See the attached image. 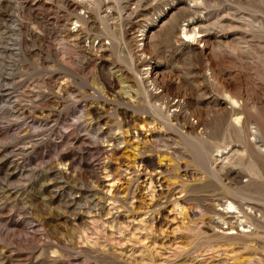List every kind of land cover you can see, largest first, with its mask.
I'll use <instances>...</instances> for the list:
<instances>
[{"label": "rangeland", "instance_id": "rangeland-1", "mask_svg": "<svg viewBox=\"0 0 264 264\" xmlns=\"http://www.w3.org/2000/svg\"><path fill=\"white\" fill-rule=\"evenodd\" d=\"M176 1L0 0V264H264V178L242 184L245 164L220 171L226 153L242 159L246 139L254 150L260 144L264 29L242 21L253 48L214 62L217 76L247 96L246 112L227 126L226 110L236 105L223 84L155 24ZM226 1L238 7L219 4ZM243 1L246 14L264 18L262 0ZM189 17L177 14L176 37ZM143 29L159 31L145 52ZM143 58L181 77L184 112L220 114L184 135L149 123L131 85L130 70L141 71ZM186 137L203 139L207 160ZM162 138L177 143L155 146ZM227 201L236 208L221 212ZM244 202L254 206L251 218L238 209Z\"/></svg>", "mask_w": 264, "mask_h": 264}, {"label": "bare ground", "instance_id": "bare-ground-1", "mask_svg": "<svg viewBox=\"0 0 264 264\" xmlns=\"http://www.w3.org/2000/svg\"><path fill=\"white\" fill-rule=\"evenodd\" d=\"M170 1H173V0H170ZM188 1L192 4H185L184 2H180V0H177L175 2V4L170 5V7L167 11V13H168L167 20L161 24H159L158 22H155V24L158 27L160 34L163 35L166 42L169 43L171 41L169 43L170 46H172L174 48H179L180 46L187 48V52L185 50L186 53H184V54L187 56H191L192 58L196 59L197 61L198 60H200V62H201V60L205 61L206 62V70L208 71V75H206V76L211 77L212 79H217L223 84V91L228 95V97L236 105V106L231 105L230 108H228V110H226V112L228 113V116H229L226 125L227 126H233V123H237L239 121L238 114H243L246 112L245 108H246L247 102H248L246 99L247 96L245 97L243 94H241L237 90L236 82L232 78L226 79V78H219L217 76V74L215 73L216 71H214V70H216L214 68L215 67L214 62H217L216 60L224 62L225 58L228 60L234 59V57L236 58L237 55L238 56L242 55L244 52H247L250 49H252L253 45H251L250 42L247 41L248 39L246 40V37H245L248 29L245 27H243V29H241V27L243 26L242 21H245L247 23V24H245L246 27L252 21H256L258 23V27H260L261 29H264V18L260 17V18L254 19L252 17V15L246 14L247 13L246 8L243 5H240L241 3L244 2L243 0H233L232 2H235L236 6H238L236 8L234 7L233 9H230L227 7L228 5H232L229 2L227 3V1H226V4H219V3L223 2V0H188ZM211 2L214 4L213 6H216V7L211 8V12L212 11L214 12V18H211L212 17L211 12H207L205 10L199 11L197 8V5H199V4H208L209 5V3L211 4ZM262 2H264V0H262ZM260 7H262V6H260ZM179 13L184 14V16H185V14L190 15V17L188 19H184V23L182 24V30L180 31L183 33L182 37H176L175 36L176 31H175V26L173 24V21L176 20V16ZM68 20H70V19H68ZM157 21H159V19H157ZM79 23H80V21H79ZM180 23H181V20H180ZM152 24H154V23H152ZM211 28L216 29L215 33L210 32ZM87 29H88V27H87ZM143 31L144 32L141 33V35H142L141 39L143 41L139 43V46H140L139 49H141L142 52H145L146 48L148 46H150L154 40H157L156 37H157V33H159V31H156V32L155 31H148V29H143ZM237 31L240 32L239 35H237ZM211 37L214 40L208 41V39ZM193 43L196 44V46H193ZM237 43L238 44L240 43V44L238 45ZM197 44H201V46H205L206 50H204V48L199 47V45H197ZM104 47H106V46H104ZM169 47H167V48H169ZM148 49H150V48H148ZM156 51H157V49H156ZM218 54H223V55H218ZM127 56H128V54H127ZM143 62L144 63L142 65H146V66L144 68L141 67V71L135 72L134 70H130V69L129 70L132 72L131 78L133 80V83L131 85L135 87L134 90L137 94L136 101L137 102L142 101V103L144 105H146L147 108L145 110L142 109L141 112L146 114V118L149 120V123H153V121H156L157 124L161 125L165 130H167V131L176 130V131H180L182 134L188 133L187 130L193 131L198 126H201L202 128H207L209 126L207 124L210 121V117L219 113L218 111H220V109H210L209 112H211V116L207 112L202 111V110H192L188 113L184 112L182 110L181 100H183L184 96L188 95V93L185 92L184 89H181L182 83H183V81L181 80V77L174 76L171 74L161 73V71L158 68L159 64H156V62H152V64H150L148 62H145L144 58H143ZM130 63H132V62H130ZM229 67H231V66H229ZM100 71H101V68H100ZM101 72H103V70ZM101 74L102 73H100V75ZM101 76H103V75H101ZM121 78L125 79V76H122ZM147 79H149V84H150L151 88L147 87V85L144 83ZM113 80H115V79H113ZM155 82H157V83L159 82L162 85L163 93L156 94L155 92H153V90L155 89V87H154ZM104 83L106 84V87L107 86L110 87L112 82H111L110 78L107 77L106 81H104ZM237 84H239V83H237ZM198 88H200V87H198ZM239 88H240V86H239ZM106 89H108V88H106ZM258 89H259V87H258ZM262 90H264L263 86L260 87L259 91H262ZM170 92H173L176 95H173ZM242 92H244V91L242 90ZM167 93H169L168 95L171 94V96L173 95L176 98H173V99L169 98L168 99L166 96ZM245 94H247V92ZM260 97L262 98L261 100L264 101V91L260 92ZM260 97H258L256 99V101H254V104L259 102ZM151 98L154 99L153 103L151 102ZM155 101H156V104H155ZM259 108L262 110L264 108V105H260ZM192 119H194V121H192ZM133 129L137 130L135 126L133 127ZM153 129H155V128H153ZM199 129L201 130V128H199ZM151 131H153V134L156 133L152 129H151ZM254 131L256 132V134H259V136H260V139L258 140V141H260V144H257L258 150H254L253 148H251V145H254V144L250 140L246 139L243 142L244 144L242 145V147H243L242 152L243 153L241 154L242 155L241 160H235V158H234L235 154H236L235 152H231L229 154L226 153V155L222 158L221 164H220V171L224 172L222 175H225V176L227 175V172H225L227 170L223 171V169H225V166L228 164H239V165L245 164L244 167H245L246 179L244 181H242V184H248L250 181H257V180H259V182H263L264 175H263L262 169H263V162H264L263 161V159H264L263 131L264 130L262 128V125L260 123H257L254 126ZM137 132H138V130H137ZM185 136H187V135L185 134ZM186 138H188V140L186 139V142H184V144L188 145L190 148L191 147H197V148L201 149V151H203V149L205 147V142L202 141L203 139L197 141V140L191 139L190 137H186ZM176 143L177 142H173L170 139L162 138V139L156 141L154 143V145L158 146V147H168V145H172V144H176ZM250 143H251V145H250ZM202 157L205 160L208 159V155L206 154V152H204V151L202 152ZM207 170H208V172H210L212 174H215V172H216L212 168H207ZM227 178L231 180V178H229V177H227ZM249 189H250V187H249ZM236 195L241 198L245 194L238 192L235 194V196ZM242 205H243L242 203H238V209L240 210V212H242L244 215L251 218L252 216H250V211H252L251 208H253L254 206L250 203L244 202L245 209H242V207H241ZM235 208L236 207L230 201H227L226 202V208L221 212H224V213L231 212L232 209L234 210ZM231 228L232 227L229 226L226 229L231 230Z\"/></svg>", "mask_w": 264, "mask_h": 264}]
</instances>
